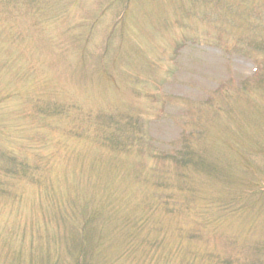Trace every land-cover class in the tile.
Returning <instances> with one entry per match:
<instances>
[{
  "label": "rangeland",
  "instance_id": "374dc122",
  "mask_svg": "<svg viewBox=\"0 0 264 264\" xmlns=\"http://www.w3.org/2000/svg\"><path fill=\"white\" fill-rule=\"evenodd\" d=\"M262 47L264 0H0V264H264ZM93 209L159 248L53 251Z\"/></svg>",
  "mask_w": 264,
  "mask_h": 264
},
{
  "label": "trees",
  "instance_id": "16d2710c",
  "mask_svg": "<svg viewBox=\"0 0 264 264\" xmlns=\"http://www.w3.org/2000/svg\"><path fill=\"white\" fill-rule=\"evenodd\" d=\"M257 43V42H256ZM261 47V46H260ZM259 48V47H258ZM262 49H264L262 47ZM262 69H264V63L261 64L258 62L257 69L255 72V78L262 76ZM262 78V77H261ZM52 105H49L48 107H51ZM54 107V106H53ZM60 107L56 110V113H60ZM109 124H108V130H112L114 132L108 131L107 135L104 132V139L105 141H108L109 144L114 147V145L120 146L121 139H120V131H124V128L127 129L128 132L130 131L129 125H132V122L130 118H124V119H117V118H108ZM119 135V137L117 136ZM116 136V138H115ZM118 139V140H117ZM120 139V140H119ZM120 143V144H118ZM129 147L128 144L122 145ZM121 146V147H122ZM120 149V148H119ZM165 159L171 160L176 164L186 166L190 163L194 165H199V163H203L197 155L191 150L189 145H185L182 150H175L173 153H163L161 156ZM15 162V160H11V162ZM16 168H12V166L9 169L3 168V170L6 173H13L18 172L19 169H21L20 164L17 163ZM203 166H208L203 163ZM209 169H211V166H208ZM80 212V211H79ZM82 218H80L79 222H73L72 224L77 226L79 224H83V226H80L79 229H85V225H88V229L86 231V234H90V237H87L83 241H79L76 243L67 244L66 242L60 243L56 241V243L51 242L52 246L54 247L53 251H68L73 252L74 254H77V256H81L84 254L90 255L91 253H99L100 251L104 252H113V250H119L120 252H129L134 253V251H137L139 246H144L142 250L139 251H150L156 248H159L160 243L156 241H144L142 244V241L133 242V239H130L131 233H135V230L137 228H144L146 230H149L152 228L153 225H151L150 222H145L144 219L139 222L137 219H134L132 222H123L121 226H118L112 229V226H109V223L106 222H99L100 219H102L103 213H99L98 209L90 210L89 212L81 211ZM85 232H81V235H84ZM118 234V235H116ZM116 235V236H114ZM112 236V237H111ZM90 253V254H89ZM83 258V257H82ZM78 258L76 257V260ZM79 262L77 264H86L82 263L80 258L78 259ZM221 264H230L227 260H222Z\"/></svg>",
  "mask_w": 264,
  "mask_h": 264
}]
</instances>
